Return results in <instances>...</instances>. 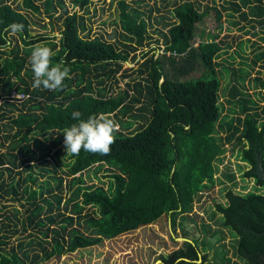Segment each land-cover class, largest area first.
Listing matches in <instances>:
<instances>
[{
    "label": "trees",
    "instance_id": "obj_1",
    "mask_svg": "<svg viewBox=\"0 0 264 264\" xmlns=\"http://www.w3.org/2000/svg\"><path fill=\"white\" fill-rule=\"evenodd\" d=\"M69 1L83 10L92 0ZM213 1L205 8H200V1L176 2L171 10L174 20L164 22V52L156 55L142 49L141 61L124 68L131 55L136 60V51L149 36L145 12L130 8L125 0L119 1L125 38L121 46L82 34L86 18L77 10L70 12L66 0L42 4L0 0V264H40L154 223L164 215L176 233L179 216L185 218L196 199L217 183L218 163L226 151L222 138L239 146L241 160L249 165L244 175L264 187L257 173L260 160L264 167V120L255 111L256 100L234 86L227 101L235 106L233 113L244 116L222 115L217 59L226 42L217 40V32L205 37L202 31L198 44H192L198 24L207 22L212 11L219 32L224 14L240 30L247 24L234 19L236 14L263 32L264 0ZM25 11L47 17L51 23L62 19L59 40L46 33L33 35L32 20ZM14 22L22 23L23 29L5 32ZM37 45L54 52L53 64L63 61L70 68L63 90L31 87L29 57ZM260 59L264 61L263 51L253 66ZM197 68L199 75L186 77ZM129 70L137 75L130 78ZM255 80L264 87L263 78ZM75 110L83 118L107 115L118 131L107 155L83 150L79 156L68 154L59 172L58 161L52 168L45 163L64 146V130L77 122L71 115ZM94 165H98L96 177L102 165L108 166L107 186L87 182L83 174ZM225 176L235 179L233 172ZM226 199L216 203V211L222 214V225L237 234L238 254L246 264H262L264 191L243 194L229 189ZM179 227L186 239L162 254L160 264L208 261L198 226L184 221ZM213 241L209 242L212 248ZM214 254L221 257L222 250Z\"/></svg>",
    "mask_w": 264,
    "mask_h": 264
},
{
    "label": "rangeland",
    "instance_id": "obj_2",
    "mask_svg": "<svg viewBox=\"0 0 264 264\" xmlns=\"http://www.w3.org/2000/svg\"><path fill=\"white\" fill-rule=\"evenodd\" d=\"M19 1L10 0L13 4ZM43 1L38 0L40 4ZM119 1L92 0L86 8L81 10L79 6H74L69 0H66V6L70 12L77 10L78 14H84L87 27L82 34H87L89 37H101L121 46L120 42L124 41L125 38L119 22ZM125 1L130 8L145 12L144 16L149 20L147 31V35L149 36L145 39L144 45L139 46L140 48L136 51V60L131 55L124 62V68H128L136 66L141 61L142 49L155 52L156 55L164 52V33L167 30L164 22L174 20L171 10H173L176 2L184 0ZM192 1H200V8H205L206 5L215 3L213 0ZM217 5H219L218 1ZM150 9L152 10L151 15H149ZM25 13L32 20L31 33L33 35L46 33L54 35L56 41L59 40L63 29L62 19H55L51 23L47 17H42V15L35 14L32 11H25ZM239 16L236 14L234 19L240 20L242 25L247 24L246 28L240 30L236 26H233V24L231 25L228 21V16L224 14L222 17V30L219 32V23L216 20L215 12L212 11L207 17V22H200L198 24L197 35L192 44H198L202 38L200 34L202 31H204L205 37L216 32L219 33L217 40L222 38L226 44L230 45L229 47L226 44L224 45L225 47L221 50L220 57L217 59L219 62L217 67L222 81L220 91V101L224 106L222 115L227 116L229 114L230 116H236L238 114L242 117L244 116V113H233L231 108L235 106L227 101L229 98H232L230 96L231 89L237 86V88H234L239 89L240 92H245L246 97H252L256 100L257 106L255 111L260 114L261 120H264V99L261 98V94H264V87L257 85L255 80L256 77L264 79V67L262 66L264 61L260 59L253 66V60L256 55L260 51L264 52V39H262L264 38V31L251 28L247 21L243 18L241 19ZM35 22L40 23L37 24ZM245 29H249L251 32H246ZM255 42L256 44H254ZM18 44L20 46L23 45L22 41L18 42ZM200 73L201 70L197 68L186 77H194ZM129 74L131 78L136 76L137 72L129 70ZM126 79L121 80L122 86H124ZM240 95L242 94L240 93ZM236 109L240 110V107L237 106ZM225 133L226 131L222 132V136ZM221 142L224 144L226 151L222 155V160L218 163L219 167L216 173L217 183L214 188L205 192L201 199H196L192 210L184 214L185 218L179 216L176 233L172 231L170 220L164 215L154 223L141 226L113 238H106L97 245L80 248L76 251L53 257L40 264H160L162 261L160 256L162 254H167L182 244L184 237L182 236L179 224L184 221L196 224L201 232L200 246L205 252H209L208 261L204 264H246V261L237 252V234L231 228L222 225V214L216 211L215 205L218 202H227L226 192L229 189L244 194L252 190L263 192L264 187L257 185L255 178L244 175L245 171L249 169V165L241 160L239 146L234 147V142L225 143L223 138ZM67 155L62 145L60 152L58 154L54 153L46 161L45 165L48 168H52L54 163L58 161L61 166H57V168L61 172V168L64 166L62 162L66 160ZM97 166L94 165L90 170L85 171L83 175L87 178L88 183L101 184V182H105L104 185L107 186L110 179V171L107 170L108 166L102 165L100 171H98V177H96L95 170ZM229 172L235 174L234 180H229L225 176V173ZM47 175L45 173V176ZM41 178L45 177L41 176ZM210 241L214 242V248L210 247ZM219 248L222 250L221 257L214 254V250Z\"/></svg>",
    "mask_w": 264,
    "mask_h": 264
},
{
    "label": "clouds",
    "instance_id": "obj_3",
    "mask_svg": "<svg viewBox=\"0 0 264 264\" xmlns=\"http://www.w3.org/2000/svg\"><path fill=\"white\" fill-rule=\"evenodd\" d=\"M23 27L22 23L14 22L8 25L5 32L15 34ZM54 55L48 46L37 45L31 49L29 62L33 73L31 84L33 89L60 91L65 88V80L70 78V68L64 66L63 61L53 64ZM71 115L77 122L63 132L66 153L79 156L83 150L84 152L107 155L111 151L115 134L118 131L115 121L104 114L83 118V113L80 110L73 111Z\"/></svg>",
    "mask_w": 264,
    "mask_h": 264
},
{
    "label": "water",
    "instance_id": "obj_4",
    "mask_svg": "<svg viewBox=\"0 0 264 264\" xmlns=\"http://www.w3.org/2000/svg\"><path fill=\"white\" fill-rule=\"evenodd\" d=\"M257 173L259 175V177L263 178L264 179V167L262 166V162L261 160L258 162V169H257ZM183 239V238H182ZM186 238L184 237V240Z\"/></svg>",
    "mask_w": 264,
    "mask_h": 264
},
{
    "label": "flooded vegetation",
    "instance_id": "obj_5",
    "mask_svg": "<svg viewBox=\"0 0 264 264\" xmlns=\"http://www.w3.org/2000/svg\"><path fill=\"white\" fill-rule=\"evenodd\" d=\"M261 261H262L261 263L264 264V253L261 256Z\"/></svg>",
    "mask_w": 264,
    "mask_h": 264
},
{
    "label": "built area",
    "instance_id": "obj_6",
    "mask_svg": "<svg viewBox=\"0 0 264 264\" xmlns=\"http://www.w3.org/2000/svg\"><path fill=\"white\" fill-rule=\"evenodd\" d=\"M13 95H19L20 96V94H15V92L13 93Z\"/></svg>",
    "mask_w": 264,
    "mask_h": 264
}]
</instances>
